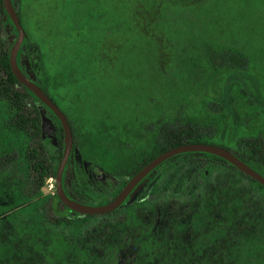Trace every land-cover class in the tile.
<instances>
[{
	"label": "trees",
	"instance_id": "trees-1",
	"mask_svg": "<svg viewBox=\"0 0 264 264\" xmlns=\"http://www.w3.org/2000/svg\"><path fill=\"white\" fill-rule=\"evenodd\" d=\"M11 1L22 26V0ZM22 29L23 46L37 57V80H31L52 100L53 78ZM12 31L17 34L0 0V212L6 213L0 217V264H264V187L211 154L185 153L163 162L139 198L110 214L73 213L61 206L55 188L44 192L61 159L63 130L56 120L57 131L42 132L38 99L13 76ZM194 59L207 67L208 80L196 83L207 110L232 111L237 79L246 103L264 112L262 100L257 104L259 96L244 84L249 59L240 47L204 44ZM68 123L74 153L116 177L109 195H97V205L109 203L153 158L183 144L225 148L264 176V129L224 140L215 120L177 111L128 131L121 141L102 124L91 132Z\"/></svg>",
	"mask_w": 264,
	"mask_h": 264
},
{
	"label": "rangeland",
	"instance_id": "rangeland-1",
	"mask_svg": "<svg viewBox=\"0 0 264 264\" xmlns=\"http://www.w3.org/2000/svg\"><path fill=\"white\" fill-rule=\"evenodd\" d=\"M19 10L53 78V103L83 131L107 126L128 140V131L177 111L215 120L224 140L264 129L240 80H232L231 112L207 110L196 87L207 67L194 59L204 44L240 47L249 59L244 84L264 106V0H22Z\"/></svg>",
	"mask_w": 264,
	"mask_h": 264
},
{
	"label": "water",
	"instance_id": "water-1",
	"mask_svg": "<svg viewBox=\"0 0 264 264\" xmlns=\"http://www.w3.org/2000/svg\"><path fill=\"white\" fill-rule=\"evenodd\" d=\"M2 6L4 8L6 16L10 19L13 27L16 29V40L13 43L10 52H9V66L11 72L15 79L23 86H25L28 90H30L34 96L38 99L39 103L43 104L46 108H48L58 119L61 128L63 130V152L61 155V159L58 162L55 178H54V188L55 193L60 202L66 206L68 209L73 212H77L80 214H103L111 212L117 209L124 201V199L128 196L130 191L148 174L150 173L156 166L171 158L173 156L184 154V153H207L214 155L216 157L221 158L222 160L228 162L241 173L245 174L249 178L258 182L262 187H264V176L259 172L255 171L237 156H235L229 150L211 144L205 143H195V144H183L177 147H173L155 158H153L149 163H147L143 168H141L134 176H132L126 184L123 186L121 191L117 194V196L107 204L101 206H88L84 204L77 203L71 199H69L63 191L61 184V176L67 161V158L70 153V149L73 143L72 140V132L68 123L67 118L62 113V111L52 102V100L48 97V95L37 86L32 80L27 78L16 62V54L18 48L23 40L24 31L20 24L16 8L11 0H2ZM41 120H42V132L46 135H52L54 132V126L52 125L49 118L41 111ZM131 200L128 201V203Z\"/></svg>",
	"mask_w": 264,
	"mask_h": 264
},
{
	"label": "flooded vegetation",
	"instance_id": "flooded-vegetation-1",
	"mask_svg": "<svg viewBox=\"0 0 264 264\" xmlns=\"http://www.w3.org/2000/svg\"><path fill=\"white\" fill-rule=\"evenodd\" d=\"M61 1H62V3H65V0H61ZM79 1H81V0H79ZM24 39H25V34H24L23 40H22V42L18 48L17 54H16V62H17L18 67L22 71V73L27 78H29L30 80L33 79L34 81H36L37 77L35 76V73H36V69H37V67H36V65H37L36 64V58L37 57L32 54V50L30 49L29 46H26V45L23 46ZM11 40L14 43L16 40V35L13 36V39H11ZM38 105H40L41 111L51 121L52 125L55 128V131H57V122H56V120L58 121L57 117L48 108H46L43 104L38 102ZM144 135H145V133H144ZM63 147H64V144L62 146V152H63ZM74 148H75L74 144L72 143L70 153H69V156H68L67 161L65 163V166H64V169L62 172V176H61V184H62L64 194L69 199H71L77 203H80V204H84V205H88V206H101V205H92L89 203L94 202V201L96 202V200L98 199L97 195H106V196L109 195L110 192L113 191L112 187L117 185L116 177L113 174H111L110 172L99 167L98 165H95L91 162L83 161L80 157H78V155H76L74 153ZM174 157L175 156L168 158L167 160L172 159ZM167 160H165V161H167ZM161 164H159V165H161ZM158 166H156L155 168H157ZM155 168L153 170H155ZM153 170L150 173H148L130 191L128 196L124 199L123 203L117 209H119L123 206L129 205L130 203H132L134 200H136L137 198H139L143 194V191L145 189V185L148 183L151 176L154 174ZM51 194H53V193H51ZM129 200H131V201L128 203ZM61 206L66 207L62 203H61ZM117 209H115L111 212H108V213L92 214V215L110 214V213L116 211ZM68 210L70 212H73L70 209H68ZM0 213H1L0 217H3L6 215V213L2 214V211ZM73 213H77V212H73ZM77 214H80V213H77ZM80 215H89V214H80Z\"/></svg>",
	"mask_w": 264,
	"mask_h": 264
},
{
	"label": "snow or ice",
	"instance_id": "snow-or-ice-1",
	"mask_svg": "<svg viewBox=\"0 0 264 264\" xmlns=\"http://www.w3.org/2000/svg\"><path fill=\"white\" fill-rule=\"evenodd\" d=\"M172 223H179V220L173 218ZM187 227H190V225H188ZM172 231H173V229H172L171 225H169V227H168V231H167L166 235H168L170 239L173 238V237L171 236ZM178 237H179V233H177V238H178ZM189 246H190V245H189ZM31 264H37V262H36L35 260H33V261L31 262Z\"/></svg>",
	"mask_w": 264,
	"mask_h": 264
},
{
	"label": "built area",
	"instance_id": "built-area-1",
	"mask_svg": "<svg viewBox=\"0 0 264 264\" xmlns=\"http://www.w3.org/2000/svg\"><path fill=\"white\" fill-rule=\"evenodd\" d=\"M46 190L49 193H53L54 191V179L53 178H48L46 181Z\"/></svg>",
	"mask_w": 264,
	"mask_h": 264
}]
</instances>
